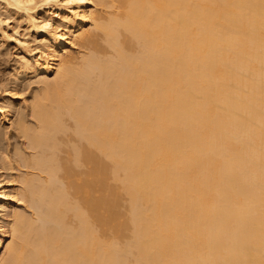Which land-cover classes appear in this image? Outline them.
Instances as JSON below:
<instances>
[{
	"label": "bare ground",
	"instance_id": "1",
	"mask_svg": "<svg viewBox=\"0 0 264 264\" xmlns=\"http://www.w3.org/2000/svg\"><path fill=\"white\" fill-rule=\"evenodd\" d=\"M0 5L43 36L13 33L41 78L0 104L33 168L1 159L0 264H264V0Z\"/></svg>",
	"mask_w": 264,
	"mask_h": 264
},
{
	"label": "rangeland",
	"instance_id": "2",
	"mask_svg": "<svg viewBox=\"0 0 264 264\" xmlns=\"http://www.w3.org/2000/svg\"><path fill=\"white\" fill-rule=\"evenodd\" d=\"M16 17V16H15ZM14 16L13 17H11V13L10 12H8L5 8H3L1 5H0V18H8L9 19V21H10V23H11V26L10 27H7V25L5 24V23H0V94H1V96H0V104H2L3 102H5L4 100H7L8 101V99L10 98V96L8 95V93H6V92H11V91H13L14 89H16L14 92H17L18 94L20 93H22L21 95L19 94V97L20 98H23L24 96L25 97H27V99H29L30 100V102H31V98L34 96V92H36L37 90H38V88H39V86H37V85H39V84H37L36 82H34V84H33V81H31V80H35L36 78L38 79V78H41L40 76H32V78H31V76L30 77H25V76H23V75H21L20 76V74H19V72H20V65H19V63L17 62V59H19V57L20 56H17L16 57V55H19L18 53H19V43L17 44V41L15 40V34H13L14 33V31L15 30H18L19 31V34L20 33H23V34H20L19 36H18V34H16V36H17V38H20V39H24V38H26V37H24V36H27V39H28V37H29V39L28 40H31V42H33L32 41V38L34 37V43L37 41L36 39H39V38H43V36L42 35H38L37 34V36H36V33H34V32H32V31H28V28H27V25L22 21V20H19L20 18H18V17H16L15 18ZM22 19V18H21ZM17 20H18V22H17ZM23 22V25H22V22ZM20 22V24L22 25H18V23ZM22 35H24V36H22ZM23 37V38H22ZM31 38V39H30ZM37 43V42H36ZM18 49V50H17ZM82 50V51H86V49L85 50H83L82 48H79V50ZM19 62H20V60H18ZM21 63V62H20ZM18 64V65H17ZM18 66V67H17ZM18 68V69H17ZM18 71H16V70ZM17 73H16V72ZM14 73H16L17 75L19 74V77H20V79H19V77H17L16 78V80H18L17 82H16V80H15V77L17 76H15L14 75V77H13V75L12 74H14ZM50 78H54L55 76H56V73H51L50 75ZM21 77H23V78H21ZM24 77L26 78V79H24ZM29 78H31V80L29 79V81H28V79ZM24 80V82H22L23 80ZM14 80H15V83H14ZM26 80H27V82H26ZM19 81H20V83H21V85H20V83H19ZM31 81V82H30ZM30 82V83H29ZM18 83V84H17ZM35 83H36V85H35ZM15 84V85H14ZM29 84H32V85H30L29 86ZM14 85V86H13ZM18 85L20 86V90H17V88H15V86H17L18 87ZM8 86H10V89L9 90H11V91H8V89H5V87H7L8 88ZM36 86H37V89H36ZM14 87V88H13ZM34 87H35V89H34ZM11 88H13V89H11ZM3 90H5V91H3ZM35 90V91H34ZM21 91V92H20ZM34 91V92H33ZM33 93V94H32ZM24 94H26V95H24ZM32 96H31V95ZM2 95H3V97H2ZM5 96H7L6 98H5ZM23 96V97H22ZM29 100H28V102L27 103H29V105H28V109H26L25 108V106L21 103L20 105H18V110L20 109V111L23 113V112H25L26 111V113H23V114H21V115H17V113H16V117H15V119H18L19 117H23V118H26V121H28L29 123H33L34 121H32V120H34V118H33V116H32V114H31V112H30V110H31V107H30V102H29ZM23 105V106H22ZM20 106H22V108H19ZM25 109V110H24ZM30 109V110H29ZM22 110H24V111H22ZM27 110L29 111V112H27ZM29 113V114H28ZM25 114H27V115H25ZM24 115L26 116V117H24ZM31 115V116H30ZM18 117V118H17ZM32 117V118H31ZM29 118V119H28ZM30 118H31V120H30ZM30 120V121H29ZM27 122V123H28ZM1 124V123H0ZM4 124H2V125H0V129H1V132H2V134H1V137H0V162H2L1 161V159L3 158V156H5L6 154H9L10 156H11V159H12V157H13V159H12V162H13V160H15L13 163H12V165H13V170H14V174H15V178L18 180V179H21V177L22 176H24V174H27V175H29V173L30 172H32V170H33V168L32 167H29V168H26V167H24V162H21V163H23L22 165H20L21 163L19 162V161H21V159H19V157L17 156V154H16V151H17V148L18 149H22L23 151H25V150H27V151H25L27 154H29V155H27V156H30L31 154L30 153H32V150L30 151L29 150V148H30V146L29 145H27V138L23 135V133H22V131L16 126V125H12L11 123L10 124H8V126H6V125H4ZM2 126V127H1ZM13 126L15 127V129H16V127L18 128V130L16 131L14 128H13ZM4 127V128H3ZM6 127H8V129L11 127V129H9V130H7V128ZM13 128V129H12ZM12 130V131H11ZM15 132H14V131ZM20 131V132H19ZM14 132V133H13ZM15 133H17L18 135H16ZM3 135V136H2ZM21 135H23V136H21ZM3 138V139H2ZM9 139V142H8V140L7 139ZM25 139H26V142H25ZM19 141V142H18ZM21 141V142H20ZM3 143V144H2ZM5 143H7V145L5 144ZM8 143H9V145H8ZM25 143H26V145H25ZM22 144H24L25 145V147H26V149H24L25 147H24V145L22 146ZM3 146V147H2ZM6 146V147H5ZM8 146V147H7ZM23 148H22V147ZM4 149V150H3ZM16 149V150H15ZM30 151V153H28L29 151ZM5 151V152H4ZM6 151H8V152H6ZM15 153H14V152ZM10 152V153H9ZM3 153V154H2ZM2 155V156H1ZM13 155H15V156H13ZM17 158V159H16ZM18 160V161H17ZM1 165V164H0ZM16 165H20V167L22 166V168L19 170L17 167H19V166H16ZM16 168V169H15ZM2 170H5L4 168H1V166H0V171L1 172H4V171H2ZM24 170V171H23ZM25 170H28V172L27 171H25ZM31 170V171H30ZM16 171V172H15ZM17 172H18V174H17ZM22 172H24V174L22 173ZM22 174V175H21ZM20 206H22L21 208H23L24 207V205H20ZM30 208V207H29ZM25 209H27V211L28 210H30V209H28V206H25ZM28 213H31V210L30 211H28ZM12 239H13V237L12 236H10L9 237V239H8V241L9 242H11L12 241ZM7 241V242H8ZM7 244V243H6ZM6 244H4L1 248H0V257L2 256V254L4 253V250H5V246H6Z\"/></svg>",
	"mask_w": 264,
	"mask_h": 264
}]
</instances>
